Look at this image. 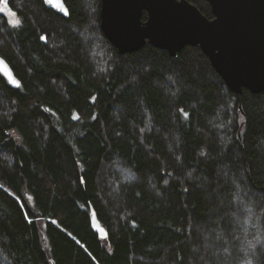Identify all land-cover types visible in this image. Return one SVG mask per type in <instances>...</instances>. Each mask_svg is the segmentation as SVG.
<instances>
[{
    "label": "trees",
    "instance_id": "obj_1",
    "mask_svg": "<svg viewBox=\"0 0 264 264\" xmlns=\"http://www.w3.org/2000/svg\"><path fill=\"white\" fill-rule=\"evenodd\" d=\"M64 2L0 0V264H264V91L200 47L122 55L102 0Z\"/></svg>",
    "mask_w": 264,
    "mask_h": 264
},
{
    "label": "water",
    "instance_id": "obj_2",
    "mask_svg": "<svg viewBox=\"0 0 264 264\" xmlns=\"http://www.w3.org/2000/svg\"><path fill=\"white\" fill-rule=\"evenodd\" d=\"M44 1L48 9L69 17L64 0ZM206 1L214 19L188 0H102L101 28L122 55L147 44L173 57L186 46L200 47L231 91H264V0ZM0 73L12 87H20L1 57ZM91 226L100 239L108 238L94 210Z\"/></svg>",
    "mask_w": 264,
    "mask_h": 264
},
{
    "label": "rangeland",
    "instance_id": "obj_3",
    "mask_svg": "<svg viewBox=\"0 0 264 264\" xmlns=\"http://www.w3.org/2000/svg\"><path fill=\"white\" fill-rule=\"evenodd\" d=\"M9 17H10V20L12 21V22H14L16 19L14 18V16L13 15H9Z\"/></svg>",
    "mask_w": 264,
    "mask_h": 264
},
{
    "label": "snow or ice",
    "instance_id": "obj_4",
    "mask_svg": "<svg viewBox=\"0 0 264 264\" xmlns=\"http://www.w3.org/2000/svg\"><path fill=\"white\" fill-rule=\"evenodd\" d=\"M14 24L19 25V20H15ZM15 83V81H13Z\"/></svg>",
    "mask_w": 264,
    "mask_h": 264
}]
</instances>
